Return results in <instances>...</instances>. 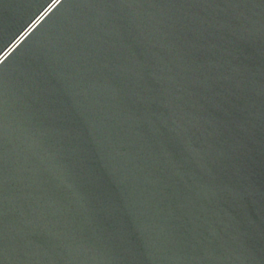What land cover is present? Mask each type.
<instances>
[{
    "label": "water",
    "instance_id": "obj_1",
    "mask_svg": "<svg viewBox=\"0 0 264 264\" xmlns=\"http://www.w3.org/2000/svg\"><path fill=\"white\" fill-rule=\"evenodd\" d=\"M0 264H264V0H0Z\"/></svg>",
    "mask_w": 264,
    "mask_h": 264
}]
</instances>
